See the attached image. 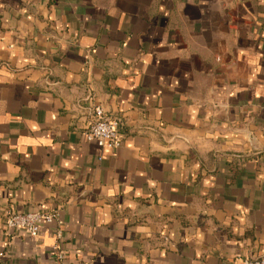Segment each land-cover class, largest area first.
Here are the masks:
<instances>
[{
    "label": "crops",
    "instance_id": "1",
    "mask_svg": "<svg viewBox=\"0 0 264 264\" xmlns=\"http://www.w3.org/2000/svg\"><path fill=\"white\" fill-rule=\"evenodd\" d=\"M97 105L119 147L85 139ZM30 210L57 218L34 238L6 228ZM252 257L264 0H0V264Z\"/></svg>",
    "mask_w": 264,
    "mask_h": 264
},
{
    "label": "built area",
    "instance_id": "2",
    "mask_svg": "<svg viewBox=\"0 0 264 264\" xmlns=\"http://www.w3.org/2000/svg\"><path fill=\"white\" fill-rule=\"evenodd\" d=\"M119 120L107 113L100 105L93 107L91 120L84 132L87 141L94 142L98 147L116 148L122 144V134L118 129ZM57 218V213L40 210L10 212L5 221L6 228L11 231H24L30 237H36L44 224H49ZM60 236V233H57ZM52 251L57 259L63 258L59 246L54 244ZM237 264H264V257H252L239 260Z\"/></svg>",
    "mask_w": 264,
    "mask_h": 264
}]
</instances>
